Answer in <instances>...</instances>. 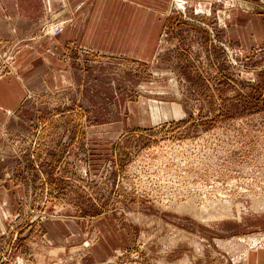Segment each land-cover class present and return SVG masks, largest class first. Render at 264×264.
Instances as JSON below:
<instances>
[{"label":"rangeland","instance_id":"374dc122","mask_svg":"<svg viewBox=\"0 0 264 264\" xmlns=\"http://www.w3.org/2000/svg\"><path fill=\"white\" fill-rule=\"evenodd\" d=\"M73 1L0 0V264H264V1L157 0L152 57Z\"/></svg>","mask_w":264,"mask_h":264},{"label":"crops","instance_id":"0c3cea01","mask_svg":"<svg viewBox=\"0 0 264 264\" xmlns=\"http://www.w3.org/2000/svg\"><path fill=\"white\" fill-rule=\"evenodd\" d=\"M73 2L79 4L76 6L77 12L82 8L81 12L84 11L85 1L82 3V0H74ZM157 4H159L157 0H96L93 6L94 10L84 12L86 15H78L76 21L65 30L63 47H67L68 43H71L72 46L99 52L103 50L107 52L114 48L126 50V53L129 51L140 57L143 55L152 57L157 49L161 30L167 21V19H152L153 12L157 10L153 7L161 10ZM160 5L162 6V4ZM63 47L60 46L59 50L64 51ZM24 52L29 53L28 57L36 55L35 51L29 48ZM47 59L52 61L57 58L48 56ZM41 62L43 61L39 60L38 64ZM63 64H65L68 76L70 71L67 67L69 66L66 62ZM33 72L34 76L31 78L37 76V79L31 83L40 85L39 78L41 77L35 73V70ZM57 76L64 77L62 73ZM23 96L20 82L15 74L7 73L0 78V124H3L1 117L3 110L10 112L18 108Z\"/></svg>","mask_w":264,"mask_h":264},{"label":"bare ground","instance_id":"6f19581e","mask_svg":"<svg viewBox=\"0 0 264 264\" xmlns=\"http://www.w3.org/2000/svg\"><path fill=\"white\" fill-rule=\"evenodd\" d=\"M264 1V0H263Z\"/></svg>","mask_w":264,"mask_h":264}]
</instances>
